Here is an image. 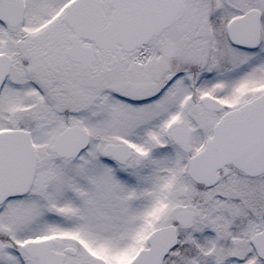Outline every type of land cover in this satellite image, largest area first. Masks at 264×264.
<instances>
[{"label": "snow or ice", "instance_id": "obj_1", "mask_svg": "<svg viewBox=\"0 0 264 264\" xmlns=\"http://www.w3.org/2000/svg\"><path fill=\"white\" fill-rule=\"evenodd\" d=\"M0 264H264V0H0Z\"/></svg>", "mask_w": 264, "mask_h": 264}]
</instances>
